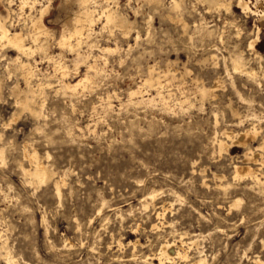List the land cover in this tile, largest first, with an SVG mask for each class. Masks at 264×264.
<instances>
[{"label": "clouds", "instance_id": "1", "mask_svg": "<svg viewBox=\"0 0 264 264\" xmlns=\"http://www.w3.org/2000/svg\"><path fill=\"white\" fill-rule=\"evenodd\" d=\"M0 264H264V0H0Z\"/></svg>", "mask_w": 264, "mask_h": 264}]
</instances>
